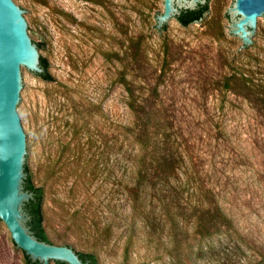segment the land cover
Wrapping results in <instances>:
<instances>
[{"label": "rangeland", "instance_id": "rangeland-1", "mask_svg": "<svg viewBox=\"0 0 264 264\" xmlns=\"http://www.w3.org/2000/svg\"><path fill=\"white\" fill-rule=\"evenodd\" d=\"M15 1L55 78L24 73L21 111L34 143L26 167L46 187L52 243L95 251L99 264H264V21L245 47L228 15L236 0H208L189 26L177 16L160 24L165 0ZM125 79L138 104L160 111L185 156L188 175L164 192L180 189L183 205L218 201L245 241L205 248L194 218L182 217L188 233L175 236L169 222L145 234L127 189L135 169ZM146 190L139 212H160L155 189ZM178 245L182 261L168 253ZM0 264H26L3 221Z\"/></svg>", "mask_w": 264, "mask_h": 264}, {"label": "water", "instance_id": "water-1", "mask_svg": "<svg viewBox=\"0 0 264 264\" xmlns=\"http://www.w3.org/2000/svg\"><path fill=\"white\" fill-rule=\"evenodd\" d=\"M207 3L208 0H165V12L158 16L160 24ZM228 15L232 32L241 36L247 47L264 21V0H236ZM42 57L31 39L22 8L15 0H0V222H5L15 244L32 262L88 264L73 247L39 239L26 209L34 198L26 188V162L34 143L21 115L26 105L24 73L44 74Z\"/></svg>", "mask_w": 264, "mask_h": 264}, {"label": "trees", "instance_id": "trees-1", "mask_svg": "<svg viewBox=\"0 0 264 264\" xmlns=\"http://www.w3.org/2000/svg\"><path fill=\"white\" fill-rule=\"evenodd\" d=\"M208 9L209 6L206 5L199 10L184 11L178 19L184 26H189L196 21L202 20ZM42 63L46 68V72L41 76L47 81H54L55 78L49 72V60L42 57ZM123 82L126 85L130 99L128 106L134 114L132 124L125 126L128 145L134 151L131 157L134 160L135 169L133 173V181L135 183L128 185L127 189L131 193L133 217H136L135 214L143 216L141 227L145 234H149L151 229L158 227L166 229L169 222L172 224L175 236L179 235L178 232L188 233L186 226L184 224L181 225L180 218L182 217L186 220L194 218L193 222L197 229V234L206 240L207 245L205 248H215V242L225 243L227 241L232 244H238L239 240L245 241L230 213L218 201L203 199L196 203L183 205L180 203L183 198V192L180 189L177 190L176 188L174 197L164 192L167 186L172 185L174 179H180L182 175H188V172L180 166L185 156L183 152L178 151V148L173 147L170 133L171 127L161 120L160 111L150 105L138 104L135 90L131 87L129 80L125 79ZM260 93L264 95V85H261ZM262 101L264 103V100ZM75 127L77 128V125ZM78 131L76 130V132ZM50 167L55 168V163H52ZM26 171L28 173L26 188L34 193V198L26 206L27 211L31 215L30 226L39 239L53 242L45 226L47 219L45 212L46 187L35 182L34 173L29 166L26 167ZM181 183L182 187L184 183ZM149 185L152 186V189H155V195L161 202L159 205L160 212H158L157 206L152 209H146L145 206V209L141 210L145 212H139L142 207V202H140L142 198L141 191L143 193L147 192L146 188ZM134 227L133 225L131 228ZM179 241L180 243L183 242L182 240ZM180 249L181 247L178 245L174 252L173 249H168V253L175 260L182 261V251ZM78 253L88 264H99L97 252L87 250ZM193 253L192 250L189 251L188 256L190 259H193ZM25 262L26 264H38V262H32L26 253ZM56 262L63 264V262Z\"/></svg>", "mask_w": 264, "mask_h": 264}, {"label": "flooded vegetation", "instance_id": "flooded-vegetation-1", "mask_svg": "<svg viewBox=\"0 0 264 264\" xmlns=\"http://www.w3.org/2000/svg\"><path fill=\"white\" fill-rule=\"evenodd\" d=\"M199 9H200V8H199ZM199 9H198V10H199Z\"/></svg>", "mask_w": 264, "mask_h": 264}]
</instances>
